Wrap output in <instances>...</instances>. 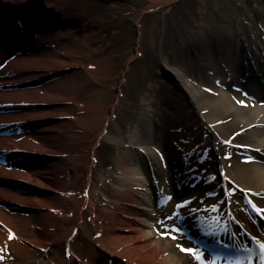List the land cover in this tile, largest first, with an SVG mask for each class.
<instances>
[{"label":"bare ground","instance_id":"obj_1","mask_svg":"<svg viewBox=\"0 0 264 264\" xmlns=\"http://www.w3.org/2000/svg\"><path fill=\"white\" fill-rule=\"evenodd\" d=\"M174 1L177 0L161 3L148 0L149 9L155 11ZM53 2L0 0V151H23L28 155L26 163L0 158V252L11 249L18 258L26 257L22 264H82L72 244L74 237L80 235L111 262L119 264H198L177 247L180 245L177 240L170 239L169 230L174 222L183 233L197 230L209 235L213 244L236 245L237 249L251 252L245 260L227 262L213 259L206 250L195 247L203 251L209 264L212 260L218 264H264V250L260 248L264 232L258 224V215L264 219L262 22L253 40L238 28L244 21H231L230 27L224 26L228 35H217V42L204 37L197 44H188L186 52L180 53L171 45L167 53L160 74L166 76L163 80L170 86L175 77L182 81L197 107L199 133L208 134L214 148H201L202 138L184 140L200 153L207 149L216 151L225 184L221 193L204 177L195 179L193 170L184 175L181 170L180 193L174 187L175 173L170 171L168 158L165 160L159 145L169 144L174 149L172 140L181 137L180 134H194V128L186 118H169L161 124L164 116L154 99L151 129L143 125L133 127L124 116L127 120L124 134L111 133L118 155L108 173L97 177V172H93L94 148L72 147L85 134H94L96 141H100L106 132L108 116L100 106L102 93L85 94L81 82L60 78V73L83 63V46L69 40L83 32L86 24L75 19L77 25L72 20L75 16L64 17L58 1ZM27 12L40 13L46 19L39 24ZM51 17L55 22L49 20ZM138 23L137 36L143 41L142 25ZM32 24L41 28H32ZM6 32L16 42L29 39L35 43L29 44V50L17 46L8 51L11 47L3 40ZM89 38L87 35L85 41ZM93 62L82 67L94 80L108 81L105 61ZM121 79H117L116 86L120 87ZM11 105L19 107L7 108ZM66 105L72 106L71 109H66ZM120 121L116 117V122ZM9 125H19L21 130L10 129ZM146 132L156 148H143L142 134ZM138 154L155 158L154 172L163 198L166 191L167 195L189 196L180 202L163 201L167 205L164 214L155 207L153 211L146 209L154 206V202L146 199L143 192L144 176L135 164ZM39 157L48 158L47 163L38 162ZM184 158L183 164L200 160L194 154ZM76 165L88 169L82 187L69 174ZM95 180L99 181V190L91 189ZM25 184L33 190L28 191ZM109 185L110 192L101 199ZM236 189L243 192L241 199L234 194ZM88 209L92 212L89 219ZM146 219L153 220L155 227ZM67 222H71L70 229L62 225ZM159 230L163 235L158 237ZM201 242L207 243L206 238ZM256 245L262 250L261 255L252 250ZM181 247L190 248L187 244ZM84 264L108 263L99 261L95 254Z\"/></svg>","mask_w":264,"mask_h":264},{"label":"rangeland","instance_id":"obj_2","mask_svg":"<svg viewBox=\"0 0 264 264\" xmlns=\"http://www.w3.org/2000/svg\"><path fill=\"white\" fill-rule=\"evenodd\" d=\"M53 1H58V4H60L59 11L64 17L75 16L72 20L75 21L76 19V21H81L86 24L83 32H78L74 34L75 36L72 35L69 40L72 41V43L76 40L83 46L82 48L85 53L83 63L80 67L78 66L73 69H68L62 74L60 73V78L61 80L76 79L81 82L84 86L83 91L85 94L93 92L103 94L102 104H100V106L106 111L104 112L105 116H108L106 132H104V135L98 142L94 134H85L84 138L75 141L72 146L76 149L91 147L95 149L96 164L92 170L95 173L97 172V177L111 170L118 155L117 147L114 144L111 133L119 136L124 134V124L127 123V120L130 121L133 127L137 128L143 125L151 129L153 120L150 119V112H152L151 106L155 100L156 105H158L157 107L160 108L164 116V118L160 120L161 124L164 125L166 119L169 118H174L176 120L186 118L187 121L191 122V126L194 128V134H180L181 137L172 140L174 149H176L175 151L173 148L168 147L169 144L159 145V150H161L165 160L168 158L167 161L170 171L175 173L174 187H176V190H179L178 192L180 193L183 191V183H181V180L178 181V179L181 178V170L183 175L186 171L193 170L192 173L195 179L204 177V180L213 182V184H211L214 189L223 193L225 184L223 183V178H221V166L218 164L220 156L212 149H207V152L204 151L200 153L194 149L193 144L189 146L186 142V140H189V137H197L199 140L202 138V141H204V145L202 144L203 147L201 148L205 146L213 147V143L209 142L210 136H208V134L199 133L197 107L193 103L191 94L186 90L182 81L176 77L173 79L171 86L166 84L160 74V68L164 65L168 57L167 53L170 47H172L171 45H174V48L178 52L183 53L190 48L188 44L192 42L197 44L204 37L210 38L212 42H217V35L219 36L221 34L224 35V37L228 35L224 30V26L230 27L231 21H233V23L238 22V20L244 21L243 25L240 24L238 28L241 34H245L248 38L253 40L257 34L258 24L262 22L264 25V0H227V2L222 0H177L167 6H159L155 11L149 9L151 8V4L148 0H45L46 3H52ZM154 1L161 3L170 2L172 0ZM27 14L30 15L29 17H32L34 22L39 24H43V19H46L43 16H39L40 13L36 15L27 12ZM49 20L55 22L52 17ZM138 21L142 25V33L143 36H145L143 41H140L137 36L135 26H139ZM32 25H34L32 28H41V25ZM206 26L208 27L207 29ZM204 29H206V31ZM203 30L205 31V35H203ZM9 33L10 32H6L3 36L5 44L11 47L7 49L8 51L14 48L16 49L17 46H19L17 49L29 50V44L35 43L29 39L16 42L9 36ZM87 35H89L90 38L85 41ZM206 35H208V37ZM139 41L141 45L138 43ZM186 46H188L186 48L187 50L184 51ZM99 60H104L108 65L107 74L109 80L106 82L94 80L82 67L86 65L89 66L93 61ZM120 77H122L123 80L121 79L122 81L120 82L122 83L119 87L116 86V82ZM15 106L19 107L13 105L12 108H16ZM71 107L66 105V109H71ZM105 116L101 118L99 122L101 125H103V119L106 118ZM124 116L128 119L124 120ZM116 117L121 118V121L116 122ZM30 127L34 128L35 126L29 125V128ZM72 127L78 129L76 125ZM142 135L143 148H156L154 147L155 145L152 146L149 138L150 134L146 132V134ZM184 138L187 139L184 140ZM192 154H194L196 158L199 157L200 160L197 163L195 160L189 163L188 160L187 164H183L184 157L192 156ZM36 159H38V162L44 164L48 161L46 157H39ZM12 161L26 163L19 159H14ZM135 161V164H138L141 169L142 176H144L142 184H144L143 192L144 194L146 193V199L152 203L154 202V206H148L146 209L153 211L155 207L156 211L164 214L165 207L167 206L164 202H167V199L169 201L171 198L174 202H180L189 196L185 193L182 195H180V193L175 195L170 194V196L167 195L166 191V193L164 192L163 198L161 187L157 183L156 174L154 172L153 163L155 162V158L145 154H138ZM69 174L74 178L76 185L82 187L85 183L88 169L76 165L69 171ZM142 176L138 178L141 179ZM94 188L98 190L101 188L98 180L92 183L91 189ZM32 190L33 187L29 186L28 191ZM107 190H111L110 185L106 187V192L101 195V199L106 196V193L108 194L110 192ZM233 192L238 198H242V191L236 189ZM153 197H156L157 200L155 201ZM67 205L71 206V203H67ZM62 208H64V206L60 209L62 210ZM253 211L255 212L254 209ZM98 212L99 208L97 209V213ZM86 216L87 219L92 217L91 209L87 210ZM146 220L150 225L155 227L156 223L153 220ZM258 224L264 232V219L259 215ZM62 225L70 229L71 222ZM175 225L176 223L173 222L172 229L176 228ZM237 226L240 227L239 224H237ZM178 227L180 229L179 232H169L170 239L172 236H176L177 238L174 240H177L180 246L187 244V247H199L203 250V248H201L202 245L201 247L199 245L202 244L201 239L203 238L201 232L197 230L190 231V239L185 236L182 228L180 226ZM146 230L151 232L149 228ZM162 233L163 232L159 230L158 237L162 236ZM93 234L95 235V233ZM192 239H198V246H196L197 244H195ZM72 244L76 253L81 257L83 261L82 264L95 254L99 261H104L108 264H119L111 262V259L99 251L93 243L84 240L80 235L74 237ZM222 247L234 251L232 245H228V247L222 245ZM252 250L257 256L261 255L262 250L257 245L253 247ZM250 253V251L247 253L242 250V258H246V255ZM240 254L241 251L237 250L235 253L219 255L216 259L227 262L240 260ZM25 260H27L26 257L21 256V258H18L11 249H5L0 252V264H22V261Z\"/></svg>","mask_w":264,"mask_h":264},{"label":"snow or ice","instance_id":"obj_3","mask_svg":"<svg viewBox=\"0 0 264 264\" xmlns=\"http://www.w3.org/2000/svg\"><path fill=\"white\" fill-rule=\"evenodd\" d=\"M171 199V198H170ZM178 207H180L181 205H177ZM171 219V217H169ZM170 232H179L180 229L177 226L176 228L170 229ZM172 239H176V236H172ZM177 247H180V250L183 252H186L187 254L191 255L194 259H196V261L198 262V264H209V261L205 258L203 251L198 250L195 247H190V248H183L180 245H177ZM260 248L262 250H264V244L260 245ZM211 264H218V262L216 260H212Z\"/></svg>","mask_w":264,"mask_h":264},{"label":"water","instance_id":"obj_4","mask_svg":"<svg viewBox=\"0 0 264 264\" xmlns=\"http://www.w3.org/2000/svg\"><path fill=\"white\" fill-rule=\"evenodd\" d=\"M163 79L166 80V76L165 75H163Z\"/></svg>","mask_w":264,"mask_h":264}]
</instances>
